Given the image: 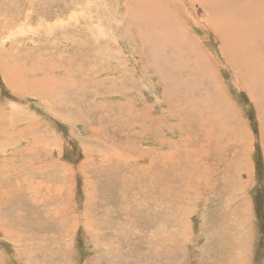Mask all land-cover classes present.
Masks as SVG:
<instances>
[{
    "label": "rangeland",
    "instance_id": "rangeland-1",
    "mask_svg": "<svg viewBox=\"0 0 264 264\" xmlns=\"http://www.w3.org/2000/svg\"><path fill=\"white\" fill-rule=\"evenodd\" d=\"M208 2L0 0V264H264V0Z\"/></svg>",
    "mask_w": 264,
    "mask_h": 264
},
{
    "label": "bare ground",
    "instance_id": "bare-ground-1",
    "mask_svg": "<svg viewBox=\"0 0 264 264\" xmlns=\"http://www.w3.org/2000/svg\"><path fill=\"white\" fill-rule=\"evenodd\" d=\"M210 1L211 2L205 3L204 5L215 4L213 6V8L215 7V8L218 9L219 19L223 18V19L227 20V22H228L229 19H232L233 20V18L236 17L234 20H238V19L245 18L244 21H247L249 23L255 22L254 18H251V20L248 19L247 16L245 15L246 13L243 14V12L245 10H247L249 13H251V15H253L254 13L256 14L254 5H256V3H257L258 0H210ZM212 2H214V3H212ZM261 4H262V2H261ZM256 9H258V8H256ZM241 14H242V16H240ZM256 20H257V18H256ZM221 26L222 27H226V25L224 26L223 21L221 22ZM231 26H233V24ZM216 29L217 30L219 29V32H221L223 34V37L226 36L228 33L230 35L233 34L231 27H229L228 29H226V31L223 28H216ZM256 46L257 45H255L254 39H251V41L248 43V45L246 46V48L252 47V50H254L255 48H257ZM252 50H250V51H252ZM234 53H235V51H234Z\"/></svg>",
    "mask_w": 264,
    "mask_h": 264
},
{
    "label": "crops",
    "instance_id": "crops-1",
    "mask_svg": "<svg viewBox=\"0 0 264 264\" xmlns=\"http://www.w3.org/2000/svg\"><path fill=\"white\" fill-rule=\"evenodd\" d=\"M241 173H242V171L240 170V174L239 175H241ZM232 177V176H231ZM233 178V177H232ZM227 186H229V187H231L233 190H234V192H236V191H240V189H239V183H238V187H237V184H236V182H233V181H230V183L229 184H226ZM240 194V193H239ZM241 195V194H240ZM238 212H240L241 213V211H238ZM240 213H238V214H240Z\"/></svg>",
    "mask_w": 264,
    "mask_h": 264
}]
</instances>
